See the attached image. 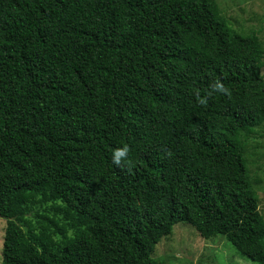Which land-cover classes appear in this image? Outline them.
Segmentation results:
<instances>
[{
  "label": "trees",
  "instance_id": "1",
  "mask_svg": "<svg viewBox=\"0 0 264 264\" xmlns=\"http://www.w3.org/2000/svg\"><path fill=\"white\" fill-rule=\"evenodd\" d=\"M259 31L217 0H0V264H166L177 222L264 264Z\"/></svg>",
  "mask_w": 264,
  "mask_h": 264
},
{
  "label": "rangeland",
  "instance_id": "2",
  "mask_svg": "<svg viewBox=\"0 0 264 264\" xmlns=\"http://www.w3.org/2000/svg\"><path fill=\"white\" fill-rule=\"evenodd\" d=\"M224 15L237 27H254L264 41V0H217ZM264 74V68L262 70ZM249 145L251 174L259 175L255 186L259 196V208L264 215V127L261 135ZM5 219L0 218V263L5 229ZM154 257L166 264H259L236 253L234 247L222 236L206 239L186 222H177L172 234L162 237L156 244ZM153 256V255H152Z\"/></svg>",
  "mask_w": 264,
  "mask_h": 264
},
{
  "label": "clouds",
  "instance_id": "3",
  "mask_svg": "<svg viewBox=\"0 0 264 264\" xmlns=\"http://www.w3.org/2000/svg\"><path fill=\"white\" fill-rule=\"evenodd\" d=\"M215 88L221 92L227 91V89H225L224 86L222 84H220L219 82H217V84L215 85ZM200 102L204 103L205 101L203 99H201ZM127 152H128L127 146H125L124 148L117 149L114 152V156H113L114 162L120 163L121 158L126 157Z\"/></svg>",
  "mask_w": 264,
  "mask_h": 264
}]
</instances>
